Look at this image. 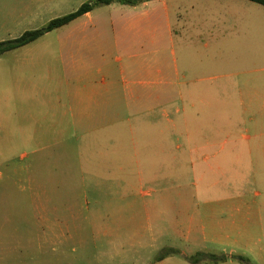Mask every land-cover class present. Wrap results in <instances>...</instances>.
<instances>
[{
  "label": "rangeland",
  "instance_id": "1",
  "mask_svg": "<svg viewBox=\"0 0 264 264\" xmlns=\"http://www.w3.org/2000/svg\"><path fill=\"white\" fill-rule=\"evenodd\" d=\"M96 1L71 0L60 10L52 0H0V44L46 28L61 13ZM176 2L186 22L184 32L176 24L174 40L160 42L166 58L175 59L186 76L177 89L182 99L173 94L166 109L171 128L159 110L135 115L125 106V119L115 128H75L68 105L76 90L69 85L88 57L82 42L77 44L80 64L73 70L66 26L0 56V94L13 92L17 80L23 95L31 97L23 101L17 96L8 110L0 101V264H155L165 257H170L166 264H224L233 259L230 264H248L240 254L226 252V229L219 227V243H210V171L190 164L195 144L211 142L212 117L221 127L228 123L227 116L234 118L230 136L215 135L217 149L229 151L243 134L244 85L264 83V6L247 0ZM106 6H96L95 13L112 16L115 8ZM196 27H201L203 40L195 38ZM103 43L107 52L104 59L95 55L96 65L105 60L119 69L125 53L115 49L113 40ZM33 84L41 85L36 90L40 107L32 97ZM57 100L60 107L52 110L50 103L54 106ZM164 127L166 137H161L159 129ZM163 145L169 149L164 155L157 153ZM104 159L126 163V181L119 185L91 177L90 167L81 168ZM151 174L160 179L152 182ZM39 184L42 199L38 188L33 189ZM166 189L169 201H160L159 208L167 212L154 214L156 196ZM56 207L57 214H39L40 209ZM57 220L62 230L51 227ZM100 225L115 234L98 233ZM122 244H128L125 250Z\"/></svg>",
  "mask_w": 264,
  "mask_h": 264
},
{
  "label": "crops",
  "instance_id": "2",
  "mask_svg": "<svg viewBox=\"0 0 264 264\" xmlns=\"http://www.w3.org/2000/svg\"><path fill=\"white\" fill-rule=\"evenodd\" d=\"M70 1L52 0L54 6L60 10L69 7ZM114 5L113 3L106 6L115 8L114 14L110 17H105L101 13L96 14L93 9L65 25L67 51L72 53L73 70H78L80 64V60L76 59L77 44L82 42L85 47L84 55L88 57L84 68L77 71L81 74H77L76 81L69 85L71 91L76 90L78 94L72 95L68 105L75 128H82L88 132L102 128L105 130L108 124L115 128L125 119L124 106L135 115L140 111L150 113L159 110L160 117L166 121V126L171 128L172 120L166 109L170 107L173 94L179 95L182 99L177 89H180L182 78L186 76L182 74L184 71L180 70L175 59L171 61L166 58L160 42L164 38L168 41L174 40L176 24H179L177 30L185 29L186 22L181 14V4L176 0H147L137 6L120 4V7H115ZM226 5L228 6V3ZM77 10L61 13V16H68ZM174 18H177L175 23ZM195 38L203 40L201 27H196ZM109 40L114 41L115 49L122 50L121 52L126 55L124 65L122 64L119 69L115 67L116 64L113 65L105 60L102 64L100 61L99 66L96 65L95 55L98 54L104 59L107 49L103 42ZM121 61L122 58L114 63ZM18 77L21 78V74ZM20 84L21 82L16 80L13 92L3 90L0 94L3 110H8L10 102L17 96L23 101L31 99L30 95L27 96L26 93L23 95L20 91ZM33 86L32 97L35 106L38 104L40 107L42 102L37 100L36 90H41V85L33 84ZM80 93L83 95L80 96ZM205 101L202 98V102ZM242 102L243 134L240 139L234 142L229 151L224 147L217 149L218 143H214L215 135L226 133L230 136L234 118L227 116L228 123L221 127L217 119L212 117L211 142L203 145L195 144L194 161L190 165L195 169L199 165H204L205 169L210 171L211 212L214 213L211 224L214 232L210 243H219L217 229L221 227L227 231L224 240L227 243L225 250L229 256L240 254L249 261L264 264V83L255 82L252 86L246 83L242 92ZM50 105L52 110L60 107L58 100L54 106L52 103ZM41 120L40 117L38 121ZM166 128L159 129V136L166 137ZM195 134L199 136L198 131ZM226 143H228L227 139L224 141V144ZM168 152L169 149L163 145L157 153L164 155ZM87 164L83 163L81 168L90 167L91 177L102 180L113 179L119 181V185L126 181V174L123 172L127 168L126 163L104 159ZM115 168L121 173H117ZM140 175L142 177V174ZM158 179L159 176L151 174L152 182ZM203 179L201 175L200 181ZM139 182L141 184L143 179L140 178ZM37 188L42 199L43 185L39 184L33 189L36 191ZM127 191L126 189L125 194ZM165 192L167 189L156 196L152 207L154 214L167 212V208H159L160 201H169L170 197ZM140 194L145 195V193ZM48 211L57 214L59 209L57 207L50 210L40 209L39 214ZM92 214L101 216L100 211H94ZM51 227L62 230V223L57 220ZM98 231L102 235L111 237L115 234L112 230H105L102 225L99 226ZM137 232L139 231L133 234L134 237H137ZM189 234H192V230H189ZM127 245L122 244L120 248L125 250ZM169 260L170 257L158 258L155 264H166ZM233 260L224 264H230Z\"/></svg>",
  "mask_w": 264,
  "mask_h": 264
},
{
  "label": "trees",
  "instance_id": "3",
  "mask_svg": "<svg viewBox=\"0 0 264 264\" xmlns=\"http://www.w3.org/2000/svg\"><path fill=\"white\" fill-rule=\"evenodd\" d=\"M144 1H147V0H97L95 3H92V4L86 3L82 5L76 12L68 16L53 20L46 28H43L41 30H35V31H27L21 37L15 40L1 43L0 44V56L9 51L24 47L38 40L40 37L44 36L45 34L69 24L70 22L83 16L84 14L91 12L98 5H111L113 3H119L122 5L137 6ZM247 1L264 6V0H247ZM241 259L243 262H246L248 264L250 263V261L244 257H242ZM225 260H227L226 257L223 258V261Z\"/></svg>",
  "mask_w": 264,
  "mask_h": 264
}]
</instances>
